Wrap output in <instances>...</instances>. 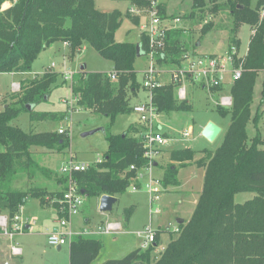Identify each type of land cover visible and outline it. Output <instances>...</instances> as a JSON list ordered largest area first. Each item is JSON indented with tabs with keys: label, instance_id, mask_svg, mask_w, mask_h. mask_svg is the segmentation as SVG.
Listing matches in <instances>:
<instances>
[{
	"label": "trees",
	"instance_id": "1",
	"mask_svg": "<svg viewBox=\"0 0 264 264\" xmlns=\"http://www.w3.org/2000/svg\"><path fill=\"white\" fill-rule=\"evenodd\" d=\"M131 6L147 9L151 0H127ZM158 1V0H156ZM10 2L7 9L1 6ZM94 0H0V73L24 74L38 55L55 43H67L70 59L82 50L93 49L112 63L111 73H87L84 70L73 76L71 93L77 106L108 119L104 128L107 149L101 163H93L82 172L72 175L78 190L85 198L122 196L132 184L138 186L136 171L144 166L143 149L139 140L141 125H130L122 135L108 133L115 118L132 112L131 101L140 84L134 70L136 45L140 53L150 50L148 37L140 32L137 43H118L115 32L121 25L118 10L101 12L94 8ZM191 10L183 21L192 20L195 12L216 14L227 11L230 19L228 48L239 49L236 37L241 26H248L250 35L245 55L236 60L241 65L242 77L231 84V108L217 107L218 113L229 118L220 146L215 151L197 153L189 148L172 150L171 165L165 168L161 185L177 184V170L195 165L204 169L202 189L190 219L178 225L176 235L159 255L152 256L158 245L157 234L149 248H138L119 259L101 264H264V142L256 134L251 139L247 126L256 130L257 118L251 115V104L256 77L264 74V0H191ZM211 4L210 8H206ZM160 15H166L165 6L159 4ZM139 26L137 15H125ZM211 23L204 26L210 30ZM183 32L170 29L166 32V47L155 57L159 68H176L186 50L181 42ZM59 74L44 71L40 77L24 79L19 90L5 99L0 112V215L10 220L29 198L37 200L42 209L57 210V201L66 190L67 178L58 177L56 188H18L15 184L25 175L29 180L36 173L48 175L35 160L34 148L46 151H70V140L64 133L26 132L12 125L20 114L28 112L27 105L36 106L47 100L53 89L64 85ZM222 91L220 89L211 90ZM219 94V93H218ZM154 104L162 116L172 112H189L191 104L175 98L174 86L164 85L153 91ZM213 95V94H212ZM216 96V94H214ZM213 95V96H214ZM264 95V80L261 85ZM220 97V94L218 95ZM218 97V98H219ZM31 112V111H29ZM65 112L43 111L32 114V120L62 122ZM74 159L73 155L69 159ZM177 167H175V165ZM240 193L253 197L237 204L234 198ZM116 201V202H117ZM134 206L123 210L127 223ZM59 217V216H58ZM92 236L76 235L69 244V264H92L102 243Z\"/></svg>",
	"mask_w": 264,
	"mask_h": 264
},
{
	"label": "rangeland",
	"instance_id": "2",
	"mask_svg": "<svg viewBox=\"0 0 264 264\" xmlns=\"http://www.w3.org/2000/svg\"><path fill=\"white\" fill-rule=\"evenodd\" d=\"M219 3L222 0H217ZM159 4L165 6L166 13L173 18H181L182 22L177 25V29L182 30L183 37L181 42L186 50V53L191 54H206L224 56L228 50V42L231 37L230 33V19L227 11H218L216 14H207L206 12H195V17L192 20H187V23L183 21V16H187L191 10V0H158ZM94 8L101 12H112L118 10L121 13L122 20L121 25L117 29L114 35V39L118 43L122 42H138L140 35V27L146 26L147 9L139 8L137 5L131 6L127 0H94ZM10 5V2H6L1 6V10L4 7ZM211 7V4L207 5V9ZM167 8V9H166ZM130 9L134 13L130 12ZM168 11V12H167ZM126 13L131 15H138L140 18L139 26L134 25L127 17ZM211 23L210 30L204 31V26ZM251 30L248 26H241L236 34L239 38L240 45L238 49V55L243 57L247 51V45L251 35ZM59 44H52L49 48L41 52L36 60L32 63L28 72L21 76L7 73H0V112L4 109L3 99L6 95L16 93L15 85H19L20 80L33 79L40 77L41 74L47 68H50L53 64L54 68L50 69L52 72L59 74V80H64L63 72L67 69L72 73V77L80 72V67H84V71L87 73H111L112 63L91 48L82 49L74 59H70L68 46L67 51L59 50ZM150 58L148 54L137 57L134 62V70L137 73V79L140 84L139 90L136 93V97L132 99L131 105H135L139 102H143L145 99V91L142 89L143 73L149 69ZM71 79L64 80L65 83L52 90L46 101L34 106L31 112H25L19 115V117L12 122L15 125L26 132H48L64 130V135H67L70 140V151L56 152L46 151L41 148H34V158L38 165L46 170V175L36 173L31 179H27L25 175L21 176L16 182L18 188L27 187H39L46 188L49 191L56 188V180L59 177L60 167L69 161V157L73 155L74 162L93 164L97 159H101L104 152L107 149V142L105 140L103 129L107 127L108 119L97 113L89 110H82L77 105L73 106V109L69 111V107L63 103V101L70 99L74 96L71 93ZM264 80V74L259 73L256 77L252 104L250 107L251 115L257 118L256 130L252 124L247 126V135L251 139L253 136H260L264 142V95H261V85ZM160 81L162 84L169 82L167 74L161 75ZM231 86V84H230ZM222 91H215L209 94L197 85H187L188 102L192 106V110L189 112H172L166 116H162L161 125L162 131L171 140L169 144V150H176L182 148H189L197 153V157L203 150L215 151L221 144L224 132L229 124V118L221 116L217 111L218 95H224ZM230 88H228L229 95ZM219 93V94H218ZM211 94V93H210ZM231 108V107H229ZM228 108V109H229ZM48 111V112H65L66 118L58 123L54 120L39 121L32 120V114ZM213 123L221 129L220 134L213 142L207 141L202 137V129L209 123ZM138 124V116L130 112L124 115H118L112 126L109 128L108 133L111 135H122L130 125ZM184 130H190L191 136L189 140H183L181 134ZM93 133H89L92 132ZM86 136H83L84 134ZM166 153L163 155V159L160 160L162 165H171ZM169 162V163H167ZM166 165V166H167ZM177 167L176 164H174ZM165 169L155 168L153 169V177L158 180H162ZM177 184H169L165 191L160 196V201L157 206L161 212L153 215L157 216L161 226L156 231L157 238L159 236V246L154 250L152 256H157L164 251L168 242V233L176 235L178 225L176 224L177 218L180 214L190 215L193 209L194 198L193 194L200 190L203 182V170L195 165H189L177 170ZM253 194L240 193L234 198L235 203L241 204L250 200ZM94 198H85L84 205L82 207V213L79 217H76L78 225L81 227V220L86 219L92 228L96 227L101 221H104L108 216L121 220L124 224V228L128 233L124 235V239L128 243L131 242V246L126 248L123 245L111 247L110 245L104 246L101 250V254L95 259L92 264H100L106 259L113 257H124L132 249L138 247L140 239L137 237V233L141 232L144 227L149 224L148 215V199L144 187H141L138 191L132 192L130 189L125 194L118 197L117 203L113 206L110 213H100L99 208ZM134 206V213L130 217L129 221L125 224L123 218V210ZM37 200L29 198L23 205V210L29 213L31 216L34 212L37 228L34 225L32 229H29L25 234L14 238V242L22 250L20 255H11L10 247L8 243L0 241V264H69V246L65 245L61 247V250H57L56 247H50L46 244V238L43 230L40 228V215ZM46 210V209H42ZM159 215V216H158ZM192 215V214H191ZM183 216V217H184ZM34 217V216H32ZM154 217V218H155ZM152 229H157V221L153 219ZM33 221V220H32ZM184 224V223H183ZM145 225V226H144ZM83 226V225H82ZM167 228L168 231H165ZM41 229V230H40ZM76 232V231H74ZM156 237V235H155ZM91 238L103 240V237L92 236ZM117 253V254H116Z\"/></svg>",
	"mask_w": 264,
	"mask_h": 264
},
{
	"label": "built area",
	"instance_id": "3",
	"mask_svg": "<svg viewBox=\"0 0 264 264\" xmlns=\"http://www.w3.org/2000/svg\"><path fill=\"white\" fill-rule=\"evenodd\" d=\"M131 13H134L130 9ZM261 15H264V4L262 6ZM147 24L141 26L140 31L148 37L150 50L148 56L150 58L149 69L143 73L142 89L145 91V99L132 106V112L138 116V124L142 129L139 134V140L143 149V158L145 164L140 169L134 166L130 170L136 171V180L138 186L132 184L130 190L138 191L144 187L148 199L149 224L144 227L141 232L136 235L140 239V248L145 250L153 245L156 231L152 229L151 218L153 215L159 214L160 210L157 206L160 196L163 193L161 180L155 179L152 175L157 159L160 157L163 146L167 143L166 134L161 130L162 115L158 112L154 104L153 91L164 85L172 84L174 86L175 98L178 101L188 100L187 85H197L212 96L211 90L222 89L226 85H230L242 77V68L236 65V60L241 58L235 46H230L224 56L191 54L186 53L180 65L176 68H159L155 63V57L163 52L166 47V32L170 29L177 28L181 22V18H163L160 15L159 2L151 0L147 8ZM254 31L251 32L253 34ZM67 47L68 44L64 43ZM53 64L50 69H53ZM64 80L71 79L72 73L69 70L63 72ZM167 74L169 82L162 84L161 75ZM70 80V82H71ZM16 90L19 85H15ZM211 93V94H210ZM70 109L77 104L75 96L63 101ZM232 104L230 95L224 94L218 98L217 106L229 108ZM59 134L64 133L63 129L58 130ZM191 136L190 130H184L181 134L183 140H189ZM96 163H101V159H97ZM89 164L76 163L74 159L63 164L59 169V177L67 178L66 190L62 197L57 201L58 227L46 235V243L50 247L61 248L71 242L72 237L76 235H119L123 233V226L120 222L106 221L99 225L95 230H83L80 233L72 232L71 220L78 215L84 203V196L78 190L76 182L72 179V175L77 172L85 171ZM30 220L23 215V207L20 208L11 220L4 214L0 215V232L10 240L16 235H21L30 229ZM12 252L20 255L18 247L13 246Z\"/></svg>",
	"mask_w": 264,
	"mask_h": 264
},
{
	"label": "crops",
	"instance_id": "4",
	"mask_svg": "<svg viewBox=\"0 0 264 264\" xmlns=\"http://www.w3.org/2000/svg\"><path fill=\"white\" fill-rule=\"evenodd\" d=\"M5 4V3H4ZM10 5H7V7H4L5 9H7L8 7H9ZM167 9V8H166ZM168 12V11H167ZM166 15L168 16L169 15V13L167 14L166 13ZM181 22H182V20H181ZM187 23V22H186ZM130 43H137V42H135V41H133V42H130ZM57 44H59V46H60V48H59V50H63V51H67V49H66V46L64 45V44H61V43H57ZM80 69H81V67H80ZM46 70H50V68H47ZM46 70H44V71H46ZM67 70H69V69H67ZM14 75H16V74H14ZM21 75H23V74H20V75H18V76H21ZM22 81V79L20 80V82ZM228 88H230V85H226V86H224L222 89H223V91L226 89V91H224L223 93L224 94H228ZM8 95H6V97H7ZM5 97V98H6ZM3 99V102H4V107L6 106L5 105V101H6V99ZM165 138L167 139V143L163 146V148H162V152H161V155H160V157L157 159V161H156V164H155V168H162V169H165L167 166L166 165H162V163L160 162V160L161 159H163V155L166 153V155L168 156L167 158H168V160H169V153L172 151H168L169 150V144L171 143L170 141V139H169V137L166 135L165 136ZM170 161V160H169ZM167 163H169V162H167ZM192 166V165H191ZM200 169H202L203 170V177H204V169L203 168H200ZM203 183V182H202ZM57 187V186H56ZM165 189H166V187H165ZM165 189L163 190V192L165 191ZM201 189H202V187H201ZM201 189L200 190H198V191H196L192 196H193V198H194V203H193V209H192V212L190 213V215L188 214V215H182V214H180L179 215V217L177 218V221H176V224H182V223H185V222H187L189 219H190V217H191V214L193 213V210H194V207H195V205H196V202H197V200H198V196H199V193L201 192ZM100 199V198H99ZM99 199H97L96 200V204H97V206L99 205ZM117 203V202H116ZM115 203V204H116ZM114 204V205H115ZM84 205V204H83ZM39 206V205H38ZM83 207V206H82ZM40 208V207H39ZM113 208V207H112ZM39 212H38V215L39 214H41L40 215V223H39V225H40V228L43 230V233H44V236H45V238H46V235L49 233V232H52L54 229H56L57 227H58V224H57V219H58V214L56 213V210H55V208H52V207H49V208H46V210L44 211V210H42V208H40L39 210H38ZM28 212V211H27ZM25 210H23V215L26 217V218H28L29 220H30V229H32V226L34 227V225L36 226V228H37V222H36V220H34L35 219V216H37V213L36 212H34V214L32 215V216H34V217H32L29 213H27ZM160 212H161V209H160ZM82 213V208L80 209V212H79V214L78 215H76V216H74L73 218H72V220H71V226H70V228H71V230H72V232H74V231H76V232H74V233H80V232H82L83 230H88V231H92V230H95L99 225H101V224H103L104 222H106V221H114V222H120V223H122V226H123V233H121V234H119V235H95V236H97V237H103V240H100L101 241V243H102V248H101V250L104 248V246H106V245H110L111 247H116V246H119V245H123V246H125L126 248L129 246V244H130V246H131V242L130 243H128L127 242V240L126 239H124L123 237H124V235H126V233H128V231H127V229L126 228H124V224H123V222L121 221V220H117V219H115V218H112V217H106L105 218V220L104 221H101L96 227H94V228H92L91 227V225H89V222H88V220H86V219H83V220H81V221H83L82 222V225H81V227L78 225V223H77V221H76V217H79L80 216V214ZM149 215V214H148ZM159 216V215H158ZM184 216V217H183ZM155 216H152V218H151V225H152V223L154 222V220L153 219H155V221H157V216L154 218ZM34 218V219H33ZM149 218V217H148ZM131 219V218H130ZM33 220V221H32ZM149 221V220H148ZM157 229L155 230V231H157L158 230V228L161 226V223H160V221L158 220L157 221ZM125 224H126V222H125ZM145 226V225H144ZM162 227V226H161ZM35 228V227H34ZM40 229V230H41ZM164 230L165 231H168V229L167 228H164ZM25 234V233H24ZM21 235H23V234H21ZM174 234H172V236H173ZM17 236H20V235H16L15 237H17ZM15 237H13L11 240L9 239V238H7V237H5L4 235H2L1 234V232H0V241H2V242H7L8 243V247H10V254L13 256V255H15L13 252H12V247L13 246H16V247H18L17 245H16V243L14 242V238ZM169 237H170V234L168 233V241H169ZM4 238V240H2ZM158 239H159V236H158ZM5 242V243H6ZM6 243V244H7ZM168 243V242H167ZM47 244V243H46ZM158 246H159V241H158V245H157V247L156 248H158ZM19 248V250H20V254H22V250L20 249V247H18ZM138 248H140V243H139V245H138V247L137 248H135V249H132L131 251H133V250H136V249H138ZM59 250H61V248H59L58 249V251ZM101 250H100V252H99V254H98V256L101 254ZM156 250V249H155ZM130 251V252H131ZM117 254V253H116ZM97 256V257H98ZM119 258H122V257H113V258H110V259H119ZM110 259H106V260H104V261H102V263H104L105 261H107V260H110ZM95 261V260H94ZM101 264V263H100Z\"/></svg>",
	"mask_w": 264,
	"mask_h": 264
},
{
	"label": "water",
	"instance_id": "5",
	"mask_svg": "<svg viewBox=\"0 0 264 264\" xmlns=\"http://www.w3.org/2000/svg\"><path fill=\"white\" fill-rule=\"evenodd\" d=\"M141 55H142V53H140V46L139 45H136V56L137 57H140ZM80 70L83 71L84 70V67H81ZM33 107L34 106L27 105L26 108H27V110L32 111V108ZM93 132L94 131L89 132V133L91 134ZM220 132H221V129L218 126H216L215 124L209 122L202 129L201 135L207 141L213 142L217 138V136L220 134ZM89 133H86L83 136H86ZM81 194H82V192H81ZM116 201H117L116 198L111 197V196H102V197H100V199H99V205H98L99 212L100 213H110L112 211V207L114 206V204L116 203ZM58 249L59 248H57V250Z\"/></svg>",
	"mask_w": 264,
	"mask_h": 264
}]
</instances>
